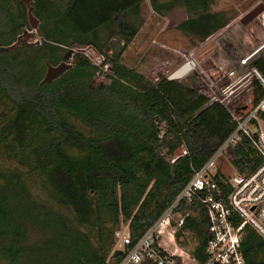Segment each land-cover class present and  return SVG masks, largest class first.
Returning <instances> with one entry per match:
<instances>
[{
  "label": "trees",
  "instance_id": "obj_1",
  "mask_svg": "<svg viewBox=\"0 0 264 264\" xmlns=\"http://www.w3.org/2000/svg\"><path fill=\"white\" fill-rule=\"evenodd\" d=\"M144 1L30 0L40 44L0 52V264H117L124 251L115 248V230L127 226L137 238L235 129L222 104L179 81L154 83L121 62L144 23ZM147 1L161 16L184 9L177 29L194 42L235 17L211 11L215 0ZM25 28L26 4L0 0V46ZM74 47L104 57L108 83L94 86L97 67L73 52L69 69L40 84L47 64ZM251 66L264 77V54ZM262 94L257 86L255 101ZM156 118L170 140L159 138ZM182 144L188 153L171 162ZM226 156L241 173L261 161L245 135ZM179 209L189 211L182 229L204 262L205 208L182 202ZM241 249L245 264H264V239L254 229L245 227Z\"/></svg>",
  "mask_w": 264,
  "mask_h": 264
},
{
  "label": "built area",
  "instance_id": "obj_2",
  "mask_svg": "<svg viewBox=\"0 0 264 264\" xmlns=\"http://www.w3.org/2000/svg\"><path fill=\"white\" fill-rule=\"evenodd\" d=\"M253 20L264 35V9ZM152 43L169 55L156 58L146 76L154 83L162 77L179 81L206 96L209 102L222 104L236 127L202 167L192 168L190 179L173 202L137 238L132 237L127 226L115 230V248L124 251L117 264H245L241 249L245 227L254 229L264 239V77L251 66L253 60L264 54V40L240 55L235 63L218 47L219 50L208 55L207 65L196 56L198 46L185 50L170 48L156 40ZM198 45L202 47L205 43ZM72 49L97 67L95 77L109 80L111 66L101 54L91 47ZM257 86L263 94L255 101ZM155 123L159 138L170 140L172 133L166 130V122L156 118ZM242 135L249 139L261 161L253 170L241 173L227 159L234 171L224 174L218 168L219 160L221 156L226 158V149L237 144ZM187 153L182 144L170 161ZM182 202H195L205 208L210 238L204 262L195 255L196 242L190 232L182 229L189 215V211L181 213Z\"/></svg>",
  "mask_w": 264,
  "mask_h": 264
},
{
  "label": "rangeland",
  "instance_id": "obj_3",
  "mask_svg": "<svg viewBox=\"0 0 264 264\" xmlns=\"http://www.w3.org/2000/svg\"><path fill=\"white\" fill-rule=\"evenodd\" d=\"M260 4L264 6L262 0H215L210 7L211 11H223L227 15L235 17L226 27L204 41L205 46L201 47L198 45L199 42H194L189 35L177 29V25L187 16L184 9L175 7L167 12L166 15L161 16L153 11L146 0L141 5L144 23L136 37L124 51L121 62L148 78L146 72L155 64V59L165 58L166 54L169 55L168 53L164 54L157 46L153 45L152 40H156L175 49L191 50L193 47L198 46L196 48V56L203 61V65L208 64L206 62L208 55H211L212 51L219 50L218 47H221L226 51V55L232 62L235 63L240 55L256 47L264 40V35L255 20H251L246 24H242L240 21L242 16ZM28 30L30 31V29ZM36 39L40 41L37 33L34 37L29 38V40ZM68 62H71V59ZM108 81L106 78L95 77L92 83L94 86H98L101 83H108ZM227 159L228 156L226 158L221 156L219 160L218 168L224 174H230L234 171ZM34 191L43 194L38 186L34 188Z\"/></svg>",
  "mask_w": 264,
  "mask_h": 264
},
{
  "label": "water",
  "instance_id": "obj_4",
  "mask_svg": "<svg viewBox=\"0 0 264 264\" xmlns=\"http://www.w3.org/2000/svg\"><path fill=\"white\" fill-rule=\"evenodd\" d=\"M27 6V15L29 20L30 31L25 28L23 32L17 36V39L10 45L7 46H0V52H9L14 50L19 46H30V45H39V40H29V38L34 37L36 34L38 20L32 14V7L30 5V0H22ZM264 9L262 4L255 6L249 12H247L244 16L241 17L240 21L242 24H246L249 21L253 20L257 14ZM73 55V49H68L64 55L63 59L57 65L47 64L45 74L40 81V84L51 82L53 79L59 77L64 71L70 68L71 64L68 60Z\"/></svg>",
  "mask_w": 264,
  "mask_h": 264
}]
</instances>
